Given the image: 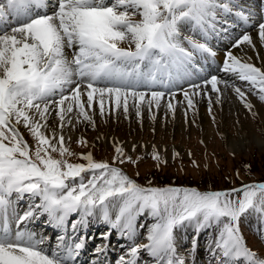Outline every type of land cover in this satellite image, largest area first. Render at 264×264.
I'll return each instance as SVG.
<instances>
[{"label": "snow or ice", "instance_id": "obj_1", "mask_svg": "<svg viewBox=\"0 0 264 264\" xmlns=\"http://www.w3.org/2000/svg\"><path fill=\"white\" fill-rule=\"evenodd\" d=\"M229 16L247 25L256 13L246 12L239 0H0V264H76L85 238L66 231L74 213L80 217L71 221L74 233L99 214L110 230L132 242L116 264H139L142 251L154 264H186L177 233L188 227L216 230L210 248L216 264H264L240 229L249 211L264 214V182L226 191L144 187L91 152L78 155L83 163L70 162L68 157L77 154L65 145L64 136L46 134L53 112L61 130L74 110L95 127L88 115L94 103L101 117L106 103L114 105L112 112L123 107L127 116L130 101L138 118L144 104L151 114L163 97L175 98L172 89L179 82L192 79L197 54L215 57L207 41L212 33L227 32L217 24ZM258 29L264 45V22ZM185 30L199 34L203 42L183 35ZM243 43L255 48L247 33L233 47ZM221 71L247 82L264 102V69L226 50ZM221 83L251 109L245 92L234 83L216 75L202 80L217 93ZM157 86L164 91L155 90ZM189 88L191 93L182 91L192 109L201 84L191 82ZM167 108L175 112L173 103ZM20 125L34 144L25 139ZM77 143L87 144L83 139ZM114 151L113 164L136 162L119 144ZM152 155L161 161L155 148ZM26 196L30 203L21 215L17 205ZM145 213L153 223L147 226V243L137 244L138 218ZM45 214L62 232L54 246L50 237L27 227L28 221ZM109 235L102 233V240ZM95 251L106 252L107 245Z\"/></svg>", "mask_w": 264, "mask_h": 264}, {"label": "rangeland", "instance_id": "obj_2", "mask_svg": "<svg viewBox=\"0 0 264 264\" xmlns=\"http://www.w3.org/2000/svg\"><path fill=\"white\" fill-rule=\"evenodd\" d=\"M242 2L248 5L247 3H250L251 0H243ZM234 17L229 16L227 22L217 24L218 29H227V32L221 30L219 34L215 33L216 37L213 41L218 42L217 50H221L225 56L226 50L232 52V49L233 51L236 49L235 53L238 57L249 60L257 66L259 61L258 50L264 49L258 35V24L264 20L246 28L243 22L237 21ZM231 24L236 26L231 27ZM245 33L252 37L255 48L253 46L249 48V44L247 46L249 49H243L244 51L233 47L235 41ZM183 35L193 36L194 39L203 42V38L199 34L185 30ZM207 42L212 47V43ZM221 42H224L223 48L222 45L219 46ZM245 44L247 45V43ZM257 44L259 45L258 50ZM199 58L213 57L205 55L199 56ZM261 64L259 66L264 69V62ZM195 72L196 69H193V74ZM211 76L203 77L196 82L201 84V90L205 88L207 92L205 95L203 94L205 90H203L202 94L200 93L197 97L198 100L207 103L205 107L208 121H202L200 113L197 111V108L199 110L198 103L189 109L185 100L187 106L182 105L183 99L176 103L177 108L174 104L175 112L173 113L167 108L166 98V107L163 109L159 107L155 111L157 113L151 115L155 116V119H152L151 116H142V114L138 118L131 103H129L127 116L122 107L115 112L110 111L114 105L107 103L108 106L105 105L107 112L103 117L100 115L99 107L95 116L93 114H95L96 108L93 107L94 110L88 111V115L92 116L95 122V127L79 117L76 110L69 116L67 115L65 127L56 133L57 139L62 134L65 145L77 154V156L68 157L70 162L83 163L84 161L78 159V155L91 152L97 161H107L112 166L119 167L131 179L144 187L172 186L212 191L223 188L233 189L243 183L264 180V102L258 99V95L253 94L254 89L249 90L250 85L247 82L237 80L235 76L218 78L221 80L231 79L228 81L229 84L234 83L240 87L245 92L247 102L252 105L251 109L245 107L244 102L241 101L232 87H226L221 83L222 86L218 85L220 92H213L210 84L208 86L202 84V80L209 79ZM182 86L181 90H185L189 84L185 83ZM194 102H196L195 98ZM209 104H211V112L209 111ZM49 123L52 129L60 125L58 118ZM19 127L25 139L30 144H34L35 142L28 130L22 125ZM252 133L258 137L259 143L252 138ZM107 134L109 136L106 139ZM240 134L244 135L243 142L236 145V148H231L228 145V138H236ZM81 139L87 142L86 146L77 143ZM117 144L123 147L125 155L131 156L132 160L136 162L121 164L117 161L113 164V157L116 155L114 147ZM133 145H135V150H133ZM154 148L161 158L160 162L153 159ZM138 157L139 159H137ZM254 215L264 216V214L249 211L241 218L240 226L250 244L254 248H260L263 244L250 232L249 228V223H257V217H253ZM139 218V223L145 224L146 227L153 223L147 213ZM146 227L141 229V235L145 234L144 236H146ZM181 230L178 231L179 235L184 236V238H189L190 233L194 232V230H188L183 233ZM144 242L147 243L145 237L139 244ZM177 242L178 250L185 253L184 256L190 255V252L185 250L187 247L186 240L177 237ZM120 243L122 244L123 241ZM260 250L264 251L263 249ZM144 252L142 251L140 255H143ZM185 261L186 264H199L193 258H186Z\"/></svg>", "mask_w": 264, "mask_h": 264}, {"label": "bare ground", "instance_id": "obj_3", "mask_svg": "<svg viewBox=\"0 0 264 264\" xmlns=\"http://www.w3.org/2000/svg\"><path fill=\"white\" fill-rule=\"evenodd\" d=\"M240 2V5L245 9V10H248V9H251V10H253L252 8H251V6H248V5H245V4H243V3H241L242 1L241 0H239ZM256 3H264L263 2V0H251V2H250V5H252V6H254ZM49 11H51V10H49ZM254 11H255V13H256V18H255V20H250L249 21V24H247V25H245V27H251L253 24H257V23H259V20L261 21V19H264V10H262V9H254ZM216 37V34H214V33H212V35L210 36V38L208 39L211 43H212V49L216 52V55H215V57H213V58H208L207 60H203V62H202V64H201V66H197V69H202V71H198L197 70V74L195 75V76H193L192 77V79L191 80H188L187 81V84H189V83H191V82H194V83H196V82H198V80H200V78H202V77H208V76H210V75H216L217 77H221V76H224V77H231V76H234V75H230V74H226V73H224V72H222L221 71V68H222V66H223V62H224V59H225V56L221 53V50L219 51V50H217V44H218V42H216V41H213V38H215ZM223 44H224V42H221V44H219V46H221L222 48H223ZM242 45V46H241ZM239 47H235V48H240L241 50H243V49H249L252 45H249V48H247V46H248V44L246 45L245 43H243V44H241ZM258 44H257V50H258ZM67 52H68V55H69V58H71V50H66ZM235 51H237L236 49H234V51H233V49H232V54L233 55H236L237 56V54L235 53ZM244 51V50H243ZM258 55H259V61H258V65H257V67H260L259 65H262L261 63L262 62H264V49H262V48H260V50H258ZM244 59V58H243ZM261 59V60H260ZM244 60H246V59H244ZM199 56H198V54H197V57H196V64H198L199 62ZM246 61H248V62H251V61H249V60H246ZM251 63H253V62H251ZM254 64V63H253ZM255 65V64H254ZM256 66V65H255ZM261 68V67H260ZM211 73V74H210ZM210 74V75H209ZM237 79V78H236ZM226 80H228V81H230L231 79H226ZM235 80V79H234ZM238 80V79H237ZM186 82H184V83H178L174 88H173V90L172 91H174V92H176V96H175V98H171V97H169V96H165V97H163L162 99H161V104H160V108L161 109H163V108H165L166 107V102H165V99L167 100V104L169 103V102H171V103H173V104H175V106H176V108H177V105H176V103H178V101L179 100H181V99H183L182 100V105H185V106H187L185 103V99L184 98H182V97H184V95H183V91L181 90V88H183V84H185ZM197 84H199V83H197ZM223 84H219V86H222ZM208 86V85H207ZM225 86V85H224ZM159 89V91H164V89L162 88V87H159V86H157ZM185 90H187L189 93H191L192 92V89L191 88H189V87H187V89H185ZM203 90H205L204 92H206V89L205 88H202V90H201V88H200V93L202 94V91ZM144 91H148V95H150V91L149 90H147V89H145ZM233 91V90H232ZM220 92V91H219ZM204 94V93H203ZM224 95H225V93H224ZM194 98L196 99V102H194V107L196 106L195 105V103L197 104L198 103V105H199V110H198V108H197V111H199V113H200V116H201V119H202V121L204 122V121H208L207 119V109H206V107H205V104H207V103H205V101H200V100H198V97H197V95L196 96H194ZM194 98H193V101H194ZM129 103H131V105H132V107H133V104H132V102L130 101ZM107 104V103H106ZM107 106H108V104H107ZM98 105L97 104H95L94 103V108H96L97 110H96V112H95V114H93L94 116L98 113ZM129 107H130V105H129ZM94 108H93V110H94ZM109 108V107H108ZM123 108V107H122ZM158 110V108H156L155 106H153L152 107V109H151V114L149 113V108H148V106H147V104H144V105H142V108H141V111H142V116H151V115H153V114H156L157 112H155V111H157ZM111 111V110H110ZM105 112H107V110L105 111ZM108 113H109V109H108ZM167 113V112H166ZM70 114V113H69ZM69 114H68V116H69ZM56 116H55V112H53L52 113V115L49 117V119H48V125L50 124L49 122H53L54 120H56ZM67 121V120H66ZM177 129H179V127L177 126ZM61 130V128L59 127V125H57V126H55V129H52V127L49 125V127H48V129L46 130V134H48V135H51L53 132H55V133H57V132H59ZM109 135L107 134V136H106V139H107V137H108ZM105 138V137H104ZM252 138L254 139V140H256L258 143L260 142V140L258 139V137L255 135V133H252ZM243 140H244V135H242V134H240L238 137H236V138H233V137H229L228 138V145L231 147V148H236V145H238V144H240L241 142H243ZM27 197V196H26ZM14 199H15V196H14ZM24 200V199H23ZM23 200H21V201H23ZM19 203H20V201H19ZM24 211H26V209L25 210H23V209H19L18 208V205H17V212L19 213V214H23V212ZM97 215H99V214H97ZM114 213H113V218H114ZM42 216H39L38 218L40 219ZM38 218H33L32 220H30V221H28L27 222V227L29 228V226H32L34 223H36V222H38L39 221V219ZM79 220V219H78ZM45 224V223H44ZM43 224V225H44ZM96 225V224H95ZM46 228H48L47 229V234L46 233H44L43 235H45L46 234V236H48V233H49V231H51L52 230V234L53 233H55L57 230H58V228H56V227H54L51 223H49L48 221L46 222ZM12 227L13 228H15V223L13 222V224H12ZM21 227H22V225H21ZM109 228V225L107 224L106 226H105V228H104V231H106L107 229ZM189 228H191V227H189ZM96 229H97V231L98 232H100L98 235H96L95 236V234L96 233H94V235H93V238L92 239H87L86 238V233H85V231H86V226L85 225H80L79 227H78V229H77V231L74 233L73 231H72V227H71V225H68L67 224V227H66V231H67V233H68V235L69 236H74V237H77V238H79V237H84L85 238V247H84V249L81 251V255L77 258V259H79L80 261H79V264H112V260L113 259H116V258H118V254H125L127 251L123 248V247H120L119 249L118 248H116L115 250H113L112 249V247L110 246V238L112 239V235L110 234L109 235V238L107 239V240H102V238H101V234L102 233H107V232H104V231H102L101 230V225L100 224H98L97 226H96ZM60 230V229H59ZM112 230V229H111ZM110 230V231H111ZM118 231V230H117ZM137 232H138V230H137ZM119 231L117 232V235H119ZM38 234V233H37ZM62 234V232H61V230L59 231V235H61ZM38 235H40V234H38ZM120 237L122 238V236H121V234H120ZM123 238H124V236H123ZM120 239V238H119ZM130 242V241H129ZM57 243V240L55 241V244ZM88 243L90 244V245H95V246H98V245H107V251L106 252H102V253H100V254H97L96 253V251L94 250L93 252H91L90 254H89V252H88ZM132 244V242H130L129 243V245H131ZM87 257V258H86ZM88 258H90L91 259V263H85L84 261L85 260H87ZM118 260V259H117ZM143 263H145V262H143Z\"/></svg>", "mask_w": 264, "mask_h": 264}]
</instances>
